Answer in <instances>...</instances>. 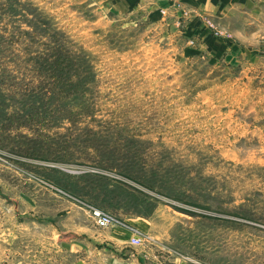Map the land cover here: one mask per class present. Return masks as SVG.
<instances>
[{
	"label": "rangeland",
	"instance_id": "1",
	"mask_svg": "<svg viewBox=\"0 0 264 264\" xmlns=\"http://www.w3.org/2000/svg\"><path fill=\"white\" fill-rule=\"evenodd\" d=\"M165 1L0 0V264H264V0Z\"/></svg>",
	"mask_w": 264,
	"mask_h": 264
},
{
	"label": "crops",
	"instance_id": "2",
	"mask_svg": "<svg viewBox=\"0 0 264 264\" xmlns=\"http://www.w3.org/2000/svg\"><path fill=\"white\" fill-rule=\"evenodd\" d=\"M117 3L114 4V7L116 8V10L120 13V12H127V11H133L134 9H136L137 7L140 6H144L145 8L151 10V15H156V13H161V9L162 8H168L171 7V3L172 2H168L165 0H116ZM185 0H181V4H183L182 2H184ZM191 1V3L199 6L200 7H204V8H208L209 6H215L214 3H219L220 1H224V0H189ZM228 1V0H226ZM231 1L238 3L240 2V0H229V2L231 3ZM242 1V0H241ZM244 1V0H243ZM122 9V10H121ZM203 9V8H201ZM165 13V11H164ZM177 15H179V17H188V18H195L197 17V15L193 16L191 15V13L185 14L187 13L186 11H184V9H180L178 8L176 10ZM132 236H129V238ZM129 264H144L142 263L140 260L137 259L136 263H133L131 261H129ZM179 264H189L188 262L184 261V262H179Z\"/></svg>",
	"mask_w": 264,
	"mask_h": 264
},
{
	"label": "built area",
	"instance_id": "3",
	"mask_svg": "<svg viewBox=\"0 0 264 264\" xmlns=\"http://www.w3.org/2000/svg\"><path fill=\"white\" fill-rule=\"evenodd\" d=\"M91 217L96 224V226L100 229H107L114 223V218L106 214L100 210L93 209L90 211ZM142 244V238L136 236L131 240L132 246H140Z\"/></svg>",
	"mask_w": 264,
	"mask_h": 264
}]
</instances>
